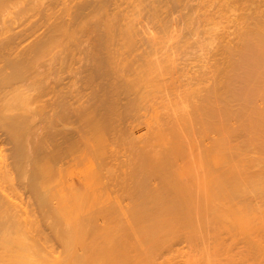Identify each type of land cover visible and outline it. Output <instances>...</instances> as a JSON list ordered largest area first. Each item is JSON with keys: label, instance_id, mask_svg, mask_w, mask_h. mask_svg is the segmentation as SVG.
I'll use <instances>...</instances> for the list:
<instances>
[{"label": "rangeland", "instance_id": "obj_1", "mask_svg": "<svg viewBox=\"0 0 264 264\" xmlns=\"http://www.w3.org/2000/svg\"><path fill=\"white\" fill-rule=\"evenodd\" d=\"M126 1L122 0L120 2V0H115L116 3L119 2L117 4L115 2H114L115 4L113 3V5H115V6L114 7L112 6V9H114L115 11L112 9H110L112 11H108V12H112L114 14L112 18H110L111 16L108 15V16H110L109 19L112 21L116 20L115 22L113 21L114 23L117 22V24H114L111 21L115 26L117 25L116 28H115V26L112 25V23L110 25V28H111L110 32L111 33H110V36L108 35L109 37H107V39H108V42H111V44L106 43L107 39L105 41H102V40H100L101 38L99 39L96 37L94 39V37L91 36L92 38H90V41L86 42L84 40L85 42L82 43L83 45H81V47L78 49V52L77 51L75 52L76 56L74 54H72L75 57V60H73L74 57L72 55L69 57V58L72 57V60H73L72 65H70V63L72 62L71 59H70V61L68 59V61H69L68 65L70 68L73 66H74V68H77L75 70L73 69L75 72H76V70L77 71L80 70L79 71L80 73L75 76L72 68L69 69L70 71H73V72L68 73L69 77H70V75H71V77H72V75H73V77H78V79L80 77V79H79L80 83L79 84L80 85L82 84L83 86L82 85L81 86L85 87V88H83V90L86 89L84 91L85 93H84V97H83L84 98L83 99V101H84L83 107H84L85 111H87V113L84 111L86 113V115L83 116L84 117V119H83V134H84V143H85V151H86L85 152L86 159L84 157L85 164L83 166V170H84V174H85L84 180H83V191H84L83 195L85 196L86 201H84L85 203L83 204L84 205L83 207H86V208L82 207V211H80L81 212L80 215L82 214V216H81L82 220L81 221L84 222V224H82L83 225L82 230H84V232H85L84 234L85 235L88 234V236L86 237L83 234V237H82L80 235L82 238V242L80 239L79 240H80V245L84 241L83 244H86L87 247L89 246L88 248L90 250L89 251L88 249L87 250L85 249V248H87V247H85L86 245L83 246V244H82L83 248L80 247V245L78 246L79 243L77 242L76 243L77 248H75L76 246L74 247L76 250H74V251L70 250V251L75 252L76 253L75 255H78V252H79V255L81 257H82V255H84L86 253H87L86 257H88V255L90 256L92 253H94V255L92 257H95V258H99L102 255L103 261L100 260V258H99V264H108V263L111 264V262H112V264H115L116 262H117V264H123L124 262H125L124 264H264V235H263L264 234V213H263L264 212V202L261 201V200H264L263 199L264 198V191H263L264 185L263 184L258 185V189L255 187L256 183L258 181H259L258 184L264 183V181H261V180H264V178H261V177H263L262 175L264 173V172H262V171H264V144H263L264 143V137H263L264 136V114L262 112L263 115H261V114H259L261 112H259L257 115V114H255L257 112L256 111V112H254V114H252V115L250 114L251 117L254 116V117H252L253 119L251 120V117H249V115H247V112L246 113L244 112V110H245L244 106L247 107L246 101H245V99H243L244 96L240 95L243 98L240 96H237L238 93H234V96H233V94H230V95L226 94L230 97L229 98L230 100L227 99L228 96L223 95V96H226L227 98L225 97L222 99L223 100L227 99L229 101V102H227L228 104L226 106H223L225 104L224 102H226V101H221L222 99H221V97H218L219 95H217V97L220 99H218V98L216 99V97H214V98L211 97L212 100L213 99L216 100L215 103H218L217 105H214L215 107L217 106L216 108H218L220 110V111H218V109H215L216 111H218V113L215 112V110L211 107L212 104H215V103H212L213 101L209 99L211 92H213L211 90H215L214 89L215 84H213L214 83L213 82V75H215L217 73H219L221 75L220 72L215 73V71L218 69L216 67L218 65L215 62L219 63L218 60H221V58H219L220 56H218V53L220 54V52H218L217 54L215 52L220 51L218 48H220V45L222 44V42H224V40L226 38H230V39L235 38V37H232L233 33L231 34L230 32H234V34H236L235 30H237V28L241 29L239 31H243L242 29H245L248 26L245 19L247 17L253 16L257 12L259 13V10H257L259 7H260L259 9L264 12V8H261L262 4H264V3H261L262 0H258V1L257 0H242V1L241 0H187V1L186 0H181V1L179 0V2L178 1L177 2L180 3V5H182V6L179 5V7H178V4L176 3L177 7L179 8V9H177V8H175L176 6L174 7L172 5L173 4L172 0H171L172 2H170L168 0L169 3L166 0H164L165 2H163L161 0L164 4L161 3L160 0H159V2H158V0H156V1H154V0H149V1L148 0H145V1L144 0H128L129 2H126ZM152 1H153V3H152ZM231 1H233V2H231ZM137 2H139V3H137ZM154 2H155V4H154ZM156 2H157V4H156ZM253 2L259 6H257L256 4L254 6ZM143 3L146 7L143 5ZM228 3H229V5H228ZM250 3H252L253 6H251ZM118 4H120V5L118 6ZM160 4H161V6H160ZM189 4H190V6H189ZM148 5H149V7H148ZM117 6L119 8V9L117 8L118 10L116 9ZM138 6L139 7L141 6L142 8L140 7L141 8L140 9ZM152 6H153V8H152ZM250 6L252 8L253 7L254 8L252 9ZM134 7L137 9L139 8V11L137 10V12L136 11L133 12L134 10H136ZM193 7L195 8V10ZM262 7H264V5ZM154 8H156V9H154ZM168 8L171 10H169ZM152 9H154V10H152ZM158 9H161V10H158ZM176 9H177V13H181V15L179 14L180 16L186 15L187 17L185 16V18H187V19L186 20L183 19L184 17L183 18L181 17L182 20L180 18H178L180 16H178V14L175 13ZM183 9H185L187 12ZM107 10H109L108 7H107ZM162 10H163V12H162ZM168 10H169V12H168ZM117 11H119V12H117ZM121 11H123L125 13H120ZM158 11H160V12H158ZM166 11H167V13L165 14L164 12H166ZM182 11L184 14L182 13ZM248 11H250V12L248 13ZM251 11H252V13H251ZM189 12L190 13L193 12L192 15ZM116 13H118V14H116ZM168 13H170V14H168ZM187 13H189V14H187ZM258 13L256 15H258ZM108 14H110V13H108ZM122 14H124V15L122 16ZM146 14H147V16H146ZM195 14L196 15L198 14V15L196 16ZM243 14H244V16H243ZM136 15H137V17H136ZM143 15L146 16L145 22L142 20V19H144ZM171 15H172V17H171ZM247 15H250V16H247ZM116 16H117V19H116ZM124 16H126V17H124ZM190 16L192 18H190ZM133 17H134V19H133ZM155 17H156V19H155ZM165 17H166V19H164ZM136 18H138V19H136ZM160 18H161V20H160ZM173 18H174V20H171ZM123 19H125L124 22H122ZM146 19H147V21H146ZM169 19L171 20L170 23H169V21H170ZM175 19H179V20H181V22H183V20L185 22L186 21L187 22L182 24V23H180V21L175 20ZM118 20H122L121 21L122 23ZM155 20H156L157 24H155ZM164 20H166V23ZM118 22H120L119 24H120V26L122 25L121 26L122 28L119 26ZM173 22H176V23H173ZM178 22H179V24H178ZM132 23L137 24L136 25L137 28H136L135 24H132ZM159 23H160V25H159ZM236 23H238L239 26L236 25ZM129 24L131 25L130 26L131 30L129 29ZM150 24H152V25H150ZM180 24H181V27L179 26ZM184 24H187L188 26L187 25L184 26ZM112 26L114 29L113 31H112ZM149 26L152 28L150 29ZM157 26H158V28H157ZM165 26H168V27L171 26V29H167L168 32H166L165 31L166 29L164 28ZM182 26H184V27H182ZM240 26H242L243 28H241ZM146 27H148V28H146ZM162 27H163V30L165 31V32L163 31V35L161 34L162 33V31H161ZM173 27H175L176 30ZM185 27H186V29H188L187 32L185 30ZM115 29H117V30L120 29V31L118 32ZM127 30L130 32H128ZM133 30H134V32H133ZM149 30H152V31L157 30V31H155V32L151 31V33H149L150 32ZM172 30H173V32H172ZM183 30H185V32H186L185 34H184ZM125 31H127L126 34L130 33V35H127V37H126L125 35L121 34V33L125 34L124 33ZM158 31L161 34L160 37H163V38L153 40V38H156V37L158 38V36H159ZM174 31H176V33ZM177 31L180 35L179 38L177 36L178 35ZM139 32H140V34H139ZM188 32H190V33L188 34ZM153 33H156V36H153V35H155ZM169 33H171V34L175 33V34L170 35ZM180 33L182 35L183 34L184 35L182 36ZM229 34H231V35H229ZM227 35H228V37H227ZM123 36L126 38H124ZM147 36L153 37V38L150 37V39H149L150 42L145 41L146 38H148ZM164 36L165 37L167 36V37L164 38ZM221 36L224 37V39H222ZM233 36H235V35H233ZM111 37H112V41H111ZM180 37L183 38L181 40L184 41V39H185V41L182 42L180 40ZM141 38H142V40H141ZM167 38H169V39H167ZM217 38H218V41H217ZM129 39H132V41ZM172 39H174V41ZM125 40H126V42H125ZM151 40L153 42H151ZM165 40H167V41L165 42ZM175 40H177V41H175ZM101 41L104 42L105 45L106 44L107 45L105 46L104 44H102ZM136 41H137V43H135ZM143 41H145V42H143ZM158 43H160V44H158ZM178 43L180 45H178ZM181 43H182V45H181ZM101 44L105 47H103ZM129 44H131V45L134 44L133 46H135V45L136 46L133 49L132 48L133 46H131V45L129 46ZM141 44H145V45H143V47H142ZM148 44L149 45L151 44L150 45L151 47ZM156 44H158L160 46H158ZM172 44H173L174 48L172 47ZM108 45L110 47L109 48L110 50L106 49V48H108ZM126 45L128 47H126ZM139 45H141V47H139ZM113 46H115V47H113ZM148 46H149V48H148ZM157 46H158V49H157ZM167 46L169 47L168 49H167ZM162 47H164V49ZM165 47H166V49H165ZM175 47L176 48L180 47L178 49L179 50L181 49V50L178 51V49L176 50ZM216 47H218V48H216ZM81 48H82V51H81ZM98 48H99V51H97ZM101 48L105 49L107 52H105V50L103 51ZM128 48H130V49H128ZM160 48H162L161 51L164 50L163 51V52H165L164 54L159 50ZM172 49H174L175 51ZM151 50H153L155 52H153ZM157 50H159V51L156 52ZM168 50H170V51H168ZM80 52H82V53H80ZM108 52H111L110 53L111 55ZM160 52H161V54L158 56L157 53H160ZM167 52H168V54H167ZM169 52H171L172 54ZM78 53H80V54H78ZM107 53L109 54V56L107 55ZM100 54L101 55L103 54V56H101ZM169 54H171V55L168 56ZM99 56L103 57V59L105 57L106 60L100 59V61H99ZM106 56H108L109 58H107ZM110 56H112V57H110ZM76 57L79 58V59L77 58L79 60V62L76 59ZM214 57H215V59H214ZM109 59L111 60V63H109L110 62ZM101 60H102V63H101ZM107 60L109 62H107ZM103 61H106V62L103 63ZM224 61L221 60L220 63H222ZM98 62H100V63H98ZM114 62H115V64H114ZM76 63L80 67L79 70H78L79 67L76 66ZM105 63L109 64V67H108V65H107V67L111 71H112V69H114V71L111 73L116 72L115 74H117V72H119V71H120V73L115 75V77L113 74L110 73L113 76V78H111L112 76H109V78H111V80H109V78L106 76L104 78V80L102 79L103 81H105L108 78V81H106L108 83L102 82L105 84L104 85V84L100 83L101 78L100 79H98V77L96 78V68L100 64L101 65L99 67L104 66ZM213 63H214V65H213ZM110 64H113V68H111L112 65L110 66ZM169 65H170V68H171V65L174 66L175 70H173L174 69L173 67L170 69ZM91 67H94V68H91ZM116 69H118V71H116ZM42 70H40V72H42ZM89 71H91L93 74L91 75V72L88 74ZM93 71H95V72H93ZM212 73H214V74H212ZM85 75H86V77H85ZM220 75H219V78H221ZM117 76H118V78H117ZM119 76H120V78L122 76V78H121L122 82H121V80H119L120 79ZM215 77L218 79L217 75H215ZM83 78L84 79L86 78V84L87 85L83 84L85 82V80ZM89 78H90V80H89ZM116 78H117V80H116ZM82 79L84 80L83 83H81L83 81ZM94 79H96V80L94 81ZM98 81H99V83H98ZM110 81H113V82L111 83ZM127 81L129 83H127ZM131 81H135V83H138L137 84L138 86L135 85V86H137V88L133 87L131 89V87L133 86V83H134V82L131 83ZM214 81L216 82V79ZM100 84L102 86L104 85V87H102ZM145 84H147V86L150 84V86L147 87V86H145ZM130 85H132V86L130 87ZM90 86H91V88H90ZM98 86L100 87L99 90L97 88ZM109 86H110V88H109ZM211 86H213V88ZM209 87L211 88V90L209 89ZM220 88H221V86H220ZM109 89H110V91H109ZM116 89H118V90L116 91ZM71 90H74L73 86H71ZM92 90L95 93H93ZM215 92L216 91H214V93ZM85 94L88 98L85 96ZM239 94H241V93H239ZM90 95H91V97H90ZM207 95L209 98L206 97ZM211 96H214V95L211 94ZM239 97L242 99H240ZM101 98H103V100L106 98L107 99L106 102L103 101L101 103V100H102ZM207 98L211 101L210 102L208 100V102L211 104H209L206 101ZM202 99L207 104L205 102H203ZM236 101H237V103H236ZM244 101H245V103H244ZM222 102H223V104H222ZM241 102H242V105L239 106V104H241ZM258 102L261 103V100L257 101V104H258V106H260V108L263 107V105L259 104ZM202 103H205V104H202ZM219 103H220V107H218ZM201 105H204V106H202L203 107L202 109H200ZM207 106L209 108H211L212 110L210 109L208 111ZM229 106H230V110H228ZM204 107L207 109H205ZM243 108H244V110H243ZM236 109L239 110V111H237L238 113H240V111L242 110L241 115L237 114ZM257 109H259V107ZM201 110H202V113L204 115L201 112H198ZM233 110H235V111H233ZM212 111H213V114H212ZM226 111H227V113H225ZM205 113H206L207 117H205L206 116ZM208 113H209V115H208ZM214 113H216L217 115H215ZM245 114H246V116H245ZM259 115H261V117ZM203 116L205 117V120H204ZM210 116H212V117H210ZM201 117H202V120H201ZM260 118L262 120H260ZM211 119H212V121H211ZM206 120L208 122H212L213 124L215 122L216 123L213 125L212 123L206 122ZM248 120H249V122H248ZM202 122L204 124H201ZM247 122H248V124H247ZM210 124L213 125L214 128ZM208 125H210V126H208ZM208 127H209V129H208ZM210 127H211V129H213L212 131H211ZM215 127H217V128L215 129ZM206 129H208L207 130L208 132L206 131ZM247 129H249V130H247ZM228 130H230V134L227 133ZM241 130H243V131H241ZM253 130H254V133H252ZM240 134H242V135H240ZM256 134L258 136H255ZM0 135H2L1 132H0ZM252 135L254 137H251ZM236 136H237V138H236ZM240 136H243V137H240ZM238 137H240V138H238ZM257 137H260V138L262 137L263 142L260 141L261 139H259V138L257 139ZM1 139H3V135L0 138V140ZM216 140H218L219 143H217L218 141L215 142ZM243 141H244L245 145H244ZM231 142H235V143H231ZM237 142L239 145L237 144ZM222 143L223 144L230 143V145L225 144V146H226L225 147ZM231 144H235V145H231ZM214 145L216 148H213ZM216 145H218V146H216ZM240 145L241 146L244 145V148L241 147ZM250 145H251V147H250ZM245 146H246V148H245ZM4 147H3V149H4ZM219 147L221 149H219ZM237 147H239V148H237ZM5 148L7 149L8 146L6 145ZM240 148H243V150ZM252 148H253V150L251 151L250 149H252ZM244 149H246V150H244ZM213 151H214V153H213ZM241 151H243V153H241ZM246 151H248V152L246 153ZM253 151H255V152H253ZM257 151H259V152H257ZM225 152L227 154H225ZM230 152L232 154H234L233 156L238 155V157L233 158V156L231 155ZM235 152H237V153H235ZM260 152H263V153H260ZM220 153H222L221 154L222 156L219 155ZM239 153L242 155L240 156ZM224 155L225 156L231 155L230 156L231 158L228 156V158H230L228 160V162L226 161L224 164L222 163L224 165V167L219 168L220 166H222V164H220V163L224 162L226 159V158H224ZM246 155H248L251 158H249V160H248L247 159L248 156H246ZM259 155H261V156H259ZM242 156H244L246 158H244ZM213 157L215 158V160ZM258 157L261 159H259ZM221 158L223 160H221ZM256 158H258V159H256ZM88 159L94 160V162L92 161V163L94 165L92 168H89V165H90L89 163L91 160L89 161ZM235 159H236V162H238V163H236V165H232V164H235V162H234ZM237 159H239V160L241 159L240 161H242V159H243V162H242L243 164L241 163L242 164L241 165L240 161ZM244 159H245V161H244ZM252 159H254L256 162L254 160L251 161ZM262 159H263V161H262ZM230 160H232V161L229 162ZM189 161L191 162L190 164H189ZM247 161L252 162L253 165H252V163L250 165V163ZM192 163H195V164L193 165ZM217 163L220 165H218ZM228 163H229V165H228ZM248 163H249V166H248ZM254 163H256V164H254ZM214 164H215V166H214ZM238 164H240V167L245 166V168L240 169V167H237ZM246 164L248 166V170H245V169H247ZM189 165H190V167H189ZM225 165H228V166L225 167ZM191 166L194 168H192ZM235 166L237 168L236 170H235ZM262 166H263V168H262ZM213 167L215 168V170ZM232 167H233V170H235V172L231 171ZM260 167L262 168V170ZM218 168H219V170H218ZM226 168H228V170L233 173V176L237 175L238 172H240L239 170H241V173H239L236 176V178L241 176V175L243 177L241 176V179L237 178L236 181H240L239 184L243 187V189H244V187L246 188V190L245 189L244 190H245V192H247V194L243 195L245 197V201L242 200V198H244V197H240L239 198L240 200L238 199V197H235V198H237L238 201L235 200V202L233 201V203H230L233 199L232 200L229 199L230 201L228 200L227 196L229 197V196H231V194H233V192H235L234 190L232 191V189L235 186L237 187L238 183H236V181H235V185L232 184V182H234L233 179L235 177L233 179H231L232 176L229 177V175H228L229 172L228 171L225 172ZM191 169H192V171H191ZM193 169L194 170L196 169V171H194ZM220 169H222V170H220ZM168 170H169L168 175H170V177H173L174 173L177 174V175L175 174V176H177V177H173V178L169 179V181L172 185H168L166 183L168 181V177H166V181H163V176L165 174L167 175ZM199 170H201V172H199ZM213 170H214V173L218 176L220 174L224 175L223 172H225V174L228 173V174H226L227 177L226 176H225V178L223 177V180L229 177V179H231V181H232V182H230L228 179L226 180L227 186H225L226 187L225 190L227 192L224 191V189H223V191L221 190L219 193L216 191L218 194L222 193V195H220L221 197L223 196V193L225 195H226V193L229 195L223 196L221 199H216L218 201L220 200V202L215 200L217 203H215V204L212 203V206L213 205H215V207L217 206L215 210L221 209L220 211H215V213H216V215L218 214L217 216L218 217L220 216V218L222 216L223 220L220 218H217L216 215H215V218H213V214H215L214 212L212 214V217H210L209 220L206 222L207 224L203 223V222L206 221L209 216L207 217V219L202 220V223H200V225L205 224L204 226H206V228L208 227V225L210 226V224H208V223H212V222L213 223L210 227L211 232H210V230H207L205 227L204 228L202 227V230H200L202 233V236H203V232L206 233L207 235L205 234V238L203 239V237H202L201 241H199L200 239L197 236L195 238L196 241L195 240L193 241L189 237V236H192L191 234L189 235L188 233H185L186 231H183V232L178 231L177 234H175L174 236L172 235L174 239L172 237L170 238L171 235H169V239H168L167 244H166V239H165V242H164L165 245H163V243H162L163 246L159 245L160 249H159L158 244H160L161 241H159V243L157 245L155 244L157 247L154 246V244H153L154 247L152 245L150 247L145 245V242H143V240L145 241L144 237H145V234L147 233L146 229H148V226L145 229V226H144L145 224L142 221V219H140V218H143V216H145V215L142 214L143 216L141 215V217L138 218L139 215H137V212L142 211V207H143L142 204H143V201L145 203V200H146L145 198L148 197L147 199L150 200L149 193L150 194H154V193L156 194L157 192L158 193L162 192L161 194L165 195V193H166L169 195V191H171L170 187L171 186L173 187V185L175 184L176 181H177V183H179V185L181 184V186H183L184 184L187 185L186 183L189 184V180H190V182H191V180H194L193 177L195 178L194 182L197 179H199V180L201 179V181H202V179L211 181V176H213ZM216 170H217V173L215 172ZM193 171L197 174V176H200V177L196 178L195 173H194L195 176L192 175ZM203 171L206 173H204ZM218 171H220L221 173ZM236 171H237V173H236ZM189 172H190V175H189ZM207 172H209L208 173L209 176L207 175ZM243 172L245 174V177H244ZM254 172H257V173H254ZM185 173L186 174L188 173L187 175L189 176V178H188V176H185ZM202 173H204V174H202ZM218 173H220V174H218ZM232 173H230V175H232ZM249 173H251V174H249ZM200 174H202L203 176ZM215 174H214V176L216 178ZM255 174L256 175L259 174V175H257V178H259V180L256 178ZM247 175H248V178H247ZM250 175L253 176L252 178L254 179V181ZM214 176L212 177V181H214L213 180ZM258 176H260V177H258ZM183 177L184 178L186 177L189 180L185 179V181H182V179L184 180ZM201 177H203V178H201ZM142 178L146 179V180L144 181ZM243 178L244 179L247 178V180L251 179L249 181L251 186L249 184L246 185L247 180L245 181ZM171 179L173 180L172 181L173 183L171 182ZM174 179H176V180H174ZM219 179H220V177H219ZM138 180H140V181H138ZM141 180L145 183L141 182ZM164 180H165V176H164ZM178 180L182 183L184 182L183 185H182V183L178 182ZM241 180H244V182H245L244 185H243V182L241 184ZM255 180H256V182H255ZM6 181H4V183ZM201 181L197 180V183L201 182ZM209 181H207V182H209ZM251 181L255 182L254 187L256 188V190L258 192L253 191L255 188L252 187L253 182L251 183ZM230 183L233 186L229 188L228 184H230ZM8 184H5V186L7 185L9 188L10 186ZM144 184H145V187L147 186L144 189H146L150 192H148L146 190L144 192H141V189L144 187ZM247 186H249L250 189H252V190H249L248 189L249 187H247ZM6 187H5V189H6ZM238 187H237L236 192H238V190H239ZM242 187H240V189ZM130 188H132V189H130ZM136 188L140 189V192L138 190L134 191V190H136ZM262 188H263V190H262ZM144 189H142V191ZM243 189H242V191H243ZM9 190H10V192H12L9 194L12 195L13 191L11 189H8L6 191V193H8ZM230 191H232L231 194H230ZM250 191H252V192H250ZM260 191H261V193H260ZM21 192H23V191H21ZM245 192H241V193L244 194ZM135 193H137V194H135ZM140 193H144L145 197H144V195H142ZM250 193H252V195L250 197L246 198V196L250 195ZM15 194H17V193L15 192ZM15 194H13L14 195L13 198L16 197ZM238 194H239V192H238ZM25 195L26 194L23 193V195L21 197L17 196L14 200L15 203L18 202V204L19 203L22 204V201L24 199L27 200ZM136 195H138V197H140V199H138V197ZM233 195L231 197L234 198ZM240 195H242V194H240ZM257 195L259 196L260 199L257 198L258 197ZM142 196H143V199L141 200ZM164 197L166 198V196H164ZM170 197H169V199H170ZM254 197H255V199L257 198L259 200V202H258L259 205L257 204L258 200L253 199ZM223 198L225 200H222ZM249 198L250 199L252 198V199L250 200ZM20 199H21V202H19ZM149 200H146V202L147 201L149 202ZM164 200L167 201L168 197H167V200L166 199H164ZM226 200H228V201H226ZM241 200L243 201V204H242ZM140 201L142 202V204ZM25 202H27V201H25ZM167 202H169V201H167ZM247 202H249V203L247 204ZM219 203H220V205L223 206L224 209L222 208V206L219 205ZM235 203H238V204L236 205ZM239 203H241V204H239ZM148 204H150V206H151V200H150V203H148ZM166 204H168V203H166ZM245 204H246V206H245ZM250 204H251V206H250ZM219 206L221 208H219ZM252 206H254L255 208ZM110 208L112 210H109ZM228 208H230V209L232 208V211H230V209H228ZM233 208H235V209H233ZM242 208H244V209H242ZM247 209H250V210H247ZM144 210H145V208H144ZM242 210L245 213H242ZM108 211H110V212H108ZM112 211L113 212L117 211V212L113 213ZM222 211H224V212L227 211V212L224 213ZM249 211H250V213H249ZM82 212H84V213H82ZM86 212H87V214H86ZM111 213H112V215H111ZM223 213H224V215H223ZM238 213H240L239 216H238ZM84 214H86L85 217H83ZM107 214L111 215L113 218L111 216L108 217ZM117 214H118V216H117ZM80 215H79V218H80ZM91 215H92L91 220H93V222L88 221V219L86 218V216H88V218L89 217L91 218ZM229 216H231L232 218L230 217V219H229L228 218ZM90 218H89V220H90ZM109 218H111V219H109ZM224 218H225V221H224ZM139 219L143 223V224H141V225H143L142 231H141V229H142L141 225L137 224V223H141ZM84 220H86V221H84ZM112 220H114V221H112ZM219 221H221V222H219ZM237 221L240 222V225ZM110 222L112 225L110 224ZM217 222H219V223L217 224ZM256 222H257V224H258V222H260L258 224L259 226L257 224H254ZM85 223L88 225H86ZM116 223H118V224L121 223V225L120 224L117 225ZM252 223L254 224V226ZM89 224L91 225V227ZM237 224H238V226H237ZM82 225H80V226H82ZM118 226H120V227H118ZM235 226H236V228H235ZM246 226H248V227H246ZM45 227L41 228V233L40 232L37 233L35 231H33V233L29 232V234L32 233L34 236L33 237L31 234L30 237L36 238L37 243L36 242L35 243H36L37 247H39L38 250L35 249L36 250L35 252H38V255H36V257L38 256L39 258H43L39 255L45 256V254H46L45 251L47 249H48L47 252L48 253L50 252L49 254L51 256H53L56 253L54 255V257H56V256L61 257L60 255H58L59 253L57 254V252L62 251V248H58L62 242L60 240H59V242H57L56 240H58L57 239L58 237H53V236H55V233H56L55 230H54V233L52 232V236H51V234H50L51 231L48 228L46 229ZM84 227H85V229L87 227V228L92 229V230L90 231L88 229V231H87V229L86 230L83 229ZM135 227H138V229ZM139 227H141V228H139ZM213 227H214V229H213ZM233 227L235 228V230ZM109 228H110V230H109ZM111 228H112V231H111ZM114 228H116V229H114ZM210 228L208 227V229H210ZM230 228L232 230H234V232ZM203 229L204 230L206 229L207 232L203 231ZM225 229H226V231H225ZM228 229H230V230H228ZM79 230H80V228H79ZM93 230L95 232H93ZM221 230H223V232ZM143 231L145 233H143ZM42 232H43V234H42ZM96 232H98V233H96ZM100 232H102V233L100 234ZM179 232L181 235L179 234ZM217 232H218V234H216ZM245 232H246V234H245ZM92 233L94 235H92ZM126 233H128L127 234L128 237H127ZM226 233H228V234H226ZM232 233L233 234L236 233V234L233 235ZM38 234H39V236H38ZM104 234H106L107 236L105 235L106 236L105 237ZM114 234H116V235H114ZM216 235H218V236H216ZM230 235H233V236L231 237ZM102 236L104 238H101ZM117 236L120 238L124 237V239H126V238H129V239H126L125 241H123V239H120V238L118 239ZM49 237H51V238H49ZM167 237H168V235H167ZM188 237H189V239H188ZM44 238H45V240H43ZM78 238H80V237H78ZM83 238H85V240L88 238L87 242ZM206 238L208 239V241ZM46 239H48V240L46 241ZM49 239L51 242L49 241ZM117 239L120 242H118V241L116 242L115 240H117ZM140 239H142V240H140ZM127 240L129 241V242H127L129 246L126 244ZM113 241H114V243H117V244L115 245L113 243ZM122 241L124 242V244ZM139 241H140V243H139ZM169 241H170V244H169ZM202 241H205L207 243L204 242V244H201ZM252 241H254V244ZM31 242H33V241H31ZM47 242H49V243L53 242V243L48 244ZM58 243H60V244H58ZM110 243L115 245V250H114V247H113V249H110V250L107 248L111 245ZM143 243H144V245H142V247L143 246H145V247L142 248L140 244H143ZM228 243H229V246H228ZM205 244H208L209 246L205 245ZM27 245H29V243ZM51 245L53 247L52 250H54L55 252H51ZM103 245L104 246L108 245V246L104 247ZM118 245L120 247H118ZM29 246H27V247H29ZM111 246H113V245H111ZM111 246H110V248H112ZM166 246H168V247H166ZM32 247L36 248V246H33V245H32ZM48 247H50V249ZM146 247L148 249L147 250L148 253H146ZM203 247L206 250L201 249ZM207 248H210V249L208 250ZM219 248H220V250H219ZM41 249H43L42 251H44L45 254L42 253ZM107 249L110 251L111 255L107 253V251H108ZM64 250H65V248H64ZM82 250H83V252H82ZM101 250L102 251L104 250V251L101 253ZM111 250L113 251L114 254L112 253ZM120 250L123 251L124 253L127 250V253H125V254L120 253L121 252ZM206 251H207V253L208 252L209 253L206 254ZM259 251H260V253H259ZM39 252H41V253H39ZM116 252H117V254H116ZM31 253H34V252H31ZM65 253H66V251H65ZM104 253L106 254V256L105 255L103 256ZM66 254L64 256H66ZM99 254H101V255H99ZM1 255H2V253L0 254V257H1ZM112 255L113 256L116 255V257L115 256L113 257ZM135 255H137V256H135ZM215 255H217V256H215ZM2 256L4 257V255H2ZM84 256H83V258H84ZM237 256L238 257L240 256V257L238 258ZM115 258H118V259L115 260ZM119 258H121V259L119 260ZM242 258H244V259H242ZM106 259H108V260L106 261ZM127 259H129L128 263L125 261ZM0 260H6V258H4V259L1 258ZM113 260H115L114 263H113Z\"/></svg>", "mask_w": 264, "mask_h": 264}, {"label": "bare ground", "instance_id": "obj_2", "mask_svg": "<svg viewBox=\"0 0 264 264\" xmlns=\"http://www.w3.org/2000/svg\"><path fill=\"white\" fill-rule=\"evenodd\" d=\"M122 0H120L121 2ZM126 1V0H125ZM145 1V0H144ZM149 1V0H148ZM147 1V2H148ZM156 1V0H154ZM161 1V0H160ZM163 2H165L164 0H162ZM161 1V3H163ZM168 2V0H166ZM170 2L173 1V6L177 9H179V5L180 3L179 0H169ZM178 1V2H177ZM181 1V0H180ZM187 1V0H186ZM242 1V0H241ZM240 1V2H241ZM258 1V0H257ZM256 1V2H257ZM115 2V0H0V132L3 135V139L0 140V254L2 253V255H4V257L1 255V258H6V260H0V264H99V258L100 260H102V255L99 258H95L92 257L94 255V253H92L90 256L88 255V257H86L87 253L82 255V257L79 255H75V252H71L72 250H76L75 248H77L76 243L78 242V246L80 245V240L82 242V238L83 234L85 233L84 230H82V227L84 224V222H82L81 220V216L80 215V211H82V207L84 206L83 204L85 203V196L83 195L84 191H83V180H84V170H83V166L85 164V159H86V155H85V143H84V134H83V119L87 113V111H85L84 107H83V97H84V91L83 88L79 83H80V77L78 79V77H69L68 73L73 72L75 69L77 68H72L73 71H70L69 69H71L69 67V61L71 59V63L70 65H72L73 60H75V57L72 54H76L75 52H78V49L81 47V45H83V42H87L90 41V38L94 37V39L97 38H101L100 40L105 41L107 39V37L110 36V25L111 23L116 20H110V18L113 17V13L112 12H108V11H112L114 9H112V6L114 7L115 5H113V3ZM126 2H129L128 0ZM131 2V1H130ZM136 2V1H135ZM159 2V0H158ZM184 2V1H183ZM190 2V1H189ZM233 2V1H231ZM236 2V1H235ZM239 2V3H240ZM249 2V1H248ZM251 2V1H250ZM112 3V4H111ZM116 3V2H115ZM114 3V4H115ZM119 3V2H117ZM116 3V4H117ZM133 3V2H132ZM139 3V2H137ZM149 3V2H148ZM153 3V1H152ZM169 3V2H168ZM178 7H177V4ZM185 3V2H184ZM230 3V2H229ZM228 3V5H229ZM243 3V2H242ZM261 3H264V1L262 0ZM260 3V4H261ZM110 4V5H109ZM122 4V3H121ZM130 4V3H129ZM135 4V3H134ZM146 4V3H145ZM150 4V3H149ZM155 4V2H154ZM157 4V2H156ZM164 4V3H163ZM175 4V5H174ZM187 4V3H186ZM236 4V3H235ZM251 6H255L256 3L253 2L250 3ZM120 4H118L119 6ZM136 5V4H135ZM142 5V4H141ZM144 5V3H143ZM184 5V4H183ZM257 5V4H256ZM264 4H262L263 6ZM118 6L116 7V9L118 8ZM131 6V5H130ZM145 6V5H144ZM161 6V4H160ZM159 6V7H160ZM169 6V5H168ZM182 6V5H180ZM190 6V4H189ZM188 6V7H189ZM250 6V7H251ZM259 6V5H257ZM261 6V5H260ZM261 8H264L262 7ZM107 7L109 10H107ZM133 7V6H132ZM139 7V6H138ZM141 7V6H140ZM139 7V8H140ZM146 7V6H145ZM149 7V5H148ZM172 7V6H171ZM173 7V8H174ZM187 7V6H186ZM192 7V6H191ZM196 7V6H195ZM198 7V6H197ZM135 8V7H134ZM139 8H135L136 10H134L133 12H137V10L139 11ZM142 8V7H141ZM140 8V9H141ZM153 8V6H152ZM183 8V7H182ZM194 8V7H193ZM249 8V7H248ZM252 8V7H251ZM250 8V9H251ZM254 8V7H253ZM252 8V9H253ZM256 8V7H255ZM260 8V7H259ZM258 15L256 14H252L253 16L251 17H247L245 19L246 23L248 24V26L245 29H242L243 31H239L241 29H238L236 31V34H234V32H230L232 34V37L235 38H226L224 40V42H222V44L220 45V48H218L219 44L217 45L220 51L215 52L216 54L218 52H220V54L218 53V56H220L219 58H221L222 63H220L221 60H218L217 63L215 62L218 66H216L217 70L216 72H220L221 75L219 73L215 74L217 75L218 79L215 77V75H213V84L214 85V89L215 90H211V88L209 87V89L213 92H211V94H213L214 96H211L210 94V98L208 97V95L206 97H208L210 100L211 97H216V99L218 97L225 98L226 94H233L234 93H241V94H237V96H244V98L242 96L243 99H245L247 107H245L244 112H247V115L250 116V114H254V112H256L255 114L258 115L264 114V12L261 11L260 9ZM112 9V10H110ZM119 9V8H118ZM117 9V10H118ZM121 9V8H120ZM156 9V8H154ZM152 9V10H154ZM163 9V8H162ZM166 9V8H165ZM164 9V10H165ZM169 9V8H168ZM177 9L175 10V13L178 14V16L181 15V13H177ZM189 9V8H188ZM200 9V8H199ZM133 10V9H132ZM161 10V9H158ZM171 10V9H169ZM168 10V12H169ZM185 10V9H183ZM190 10V9H189ZM193 10V9H192ZM195 10V8H194ZM193 10V11H194ZM263 10V9H262ZM115 11V10H114ZM120 11V10H119ZM117 11V12H119ZM125 11V10H124ZM146 11V10H145ZM151 11V10H150ZM181 11V10H180ZM186 11V10H185ZM198 11V10H197ZM196 11V12H197ZM261 11V12H260ZM160 12V11H158ZM163 12V10H162ZM187 12V11H186ZM185 12V13H186ZM191 12V11H190ZM189 12V13H190ZM199 12V11H198ZM250 11H248L249 13ZM110 13V14H108ZM120 13H125L123 11H121ZM165 14L167 13L164 12ZM183 13V11H182ZM187 13V14H189ZM193 13V12H192ZM192 13H190L192 15ZM247 13V12H246ZM245 13V14H246ZM252 13V11H251ZM118 14V13H116ZM138 14V13H137ZM141 14V13H140ZM157 14V13H156ZM160 14V13H159ZM170 14V13H168ZM175 14V15H176ZM180 14V15H179ZM184 14V13H183ZM110 15V16H108ZM124 14H122L123 16ZM139 15V14H138ZM150 15V14H149ZM153 15V14H152ZM164 15V14H163ZM174 15V16H175ZM196 15V14H195ZM198 15V14H197ZM196 15V16H197ZM144 19H142L145 22V18L147 16L143 15ZM159 16V15H158ZM186 15H182L178 18L181 19V17L183 19H187L185 18ZM189 16V15H188ZM244 16V14H243ZM250 16V15H247ZM119 17V16H118ZM126 17V16H124ZM137 17V15H136ZM164 17V16H163ZM167 17V16H166ZM166 17L164 19H166ZM172 17V15H171ZM187 17V16H186ZM201 17V16H200ZM107 18V19H106ZM120 18V17H119ZM151 18V17H150ZM153 18V17H152ZM162 18V17H161ZM160 18V20H161ZM190 18H192L190 16ZM117 19V16H116ZM134 19V17H133ZM138 19V18H136ZM140 19V18H139ZM148 19V18H147ZM146 19V21H147ZM156 19V17H155ZM168 19V18H167ZM125 19L122 20H118V21H122L124 22ZM149 20V19H148ZM170 20V19H169ZM171 20H174L171 19ZM171 20L169 21V23L171 22ZM180 21V23H186L184 20L183 22H181V20L179 19H175ZM112 21V22H111ZM151 21V20H150ZM166 23V20H164ZM113 22V23H114ZM118 22V24L120 23ZM121 22V23H122ZM141 22V21H140ZM152 22V21H151ZM158 22V21H157ZM162 22V21H161ZM191 22V21H190ZM112 25L115 26L114 23ZM164 23V24H165ZM176 23V22H173ZM135 24V23H132ZM155 24L156 20H155ZM179 24V22H178ZM137 24H135L136 26ZM152 25V24H150ZM160 25V23H159ZM167 25V24H166ZM169 25V24H168ZM187 24H184V26ZM236 25H238V23H236ZM112 26V31L114 30ZM117 26V25H116ZM115 26V28H116ZM120 26V24H119ZM122 26V25H121ZM120 26V27H121ZM130 24H129V29L130 28ZM133 26V25H132ZM141 26V25H140ZM139 26V27H140ZM181 27V24L179 25ZM178 26V27H179ZM182 26V27H184ZM188 26V25H187ZM186 26V27H187ZM239 26V25H238ZM150 27V26H149ZM167 27V28H166ZM176 27V26H175ZM173 27L175 30L176 28ZM185 30L187 32L188 29ZM234 27V26H233ZM241 28H243L242 26H240ZM122 28V27H121ZM134 28V27H133ZM137 28V26H136ZM148 28V27H146ZM152 27H150L151 29ZM158 28V26H157ZM156 28V29H157ZM167 31V29H171V26H165L164 27ZM172 28V29H173ZM188 28V27H187ZM235 28V29H236ZM161 29V28H160ZM233 29V28H232ZM117 30V29H115ZM138 30V29H137ZM143 30V29H142ZM141 30V31H142ZM146 30V29H145ZM153 30V29H152ZM152 30H149L151 33ZM159 30V29H158ZM185 30H183L184 34L186 33ZM234 30V29H233ZM118 32L120 31L117 30ZM123 31V30H122ZM128 31V30H127ZM125 31L123 33H121L122 35H125L127 37ZM157 31V30H155ZM152 31V32H155ZM162 35H163V27H162ZM160 31V32H161ZM164 31V32H165ZM182 31V30H181ZM232 31V30H231ZM239 31V32H238ZM130 32V31H128ZM134 32V30H133ZM137 32V31H136ZM173 32V30H172ZM176 33V31H174ZM115 33V32H114ZM157 33V32H156ZM156 33H153L156 36ZM159 33V31H158ZM175 33H172L173 35ZM178 33V31H177ZM190 32H188L189 34ZM133 34V33H132ZM140 34V32H139ZM146 34V33H145ZM148 34V33H147ZM160 33L157 35L158 38H153L152 36H150L151 38L154 39H161L163 37H160L161 35ZM165 34V33H164ZM170 35H172L171 33H169ZM181 34V33H180ZM183 34V35H184ZM187 34V35H188ZM228 34V33H227ZM229 34V35H231ZM109 35V36H108ZM118 35V34H117ZM120 35V34H119ZM150 35V34H149ZM148 35V36H149ZM166 35V34H165ZM168 35V34H167ZM182 35V34H181ZM182 35V36H183ZM219 35V34H218ZM223 35V34H222ZM235 35V36H233ZM92 36V37H91ZM121 36V35H120ZM136 36V35H135ZM139 36V35H138ZM141 36V35H140ZM147 36V37H148ZM178 38H179V33H178ZM176 36V37H177ZM124 37V36H123ZM124 37V38H126ZM130 37V36H129ZM150 37L146 38V42H150ZM167 37V36H166ZM164 36V38H166ZM174 37V36H173ZM187 37V36H186ZM218 37V36H217ZM222 37V36H221ZM228 37V35H227ZM230 37V36H229ZM132 38V37H131ZM143 38V37H142ZM141 38V40H142ZM220 38V37H219ZM98 39V40H99ZM145 39V38H144ZM148 39V40H147ZM169 39V38H167ZM183 39L180 37V40ZM222 39H224V37H222ZM228 39V40H227ZM85 40V41H84ZM132 41V39H129ZM128 40V41H129ZM155 40V41H156ZM174 41V39H172ZM179 40V39H178ZM187 40V39H186ZM101 41V42H102ZM110 41V40H109ZM111 41H112V37H111ZM127 41V42H128ZM139 41V40H138ZM143 41V42H145ZM160 41V40H159ZM162 41V40H161ZM164 41V40H163ZM167 40H165L166 42ZM177 41V40H175ZM182 42L184 41L181 40ZM218 41V38H217ZM220 41V40H219ZM126 42V40H125ZM140 42V41H139ZM151 42H153L151 40ZM158 42V41H157ZM169 42V41H168ZM179 42V41H178ZM111 44V42H107ZM137 43V41L135 42ZM162 43V42H161ZM177 43V42H176ZM186 43V42H185ZM102 44H104V42H102ZM101 44V45H102ZM126 44V43H125ZM160 44V43H158ZM156 44V45H158ZM105 45V44H104ZM107 45V44H106ZM105 45V46H106ZM115 45V44H114ZM131 44H129L130 46ZM134 44H132L131 46H133ZM142 47L145 44H141ZM141 45H139V47H141ZM149 45V44H148ZM151 45V44H150ZM149 45V46H150ZM164 45V44H163ZM167 45V44H166ZM178 45H180L178 43ZM182 45V43H181ZM184 45V44H183ZM186 45V44H185ZM103 46V45H102ZM101 46V47H102ZM103 46V47H105ZM136 46V45H135ZM133 46L132 48L134 49ZM148 46V48H149ZM155 46V45H154ZM160 46V45H158ZM157 46V49H158ZM162 46V45H161ZM175 46V45H174ZM177 46V45H176ZM83 47V46H82ZM115 47V46H113ZM126 47H128L126 45ZM151 47V46H150ZM156 47V46H155ZM173 47V44H172ZM109 45L108 48H106L107 50L109 49ZM125 48V47H124ZM131 48V49H132ZM137 48V47H136ZM164 49V47H162ZM160 48L159 50L161 51ZM169 47L167 46V49ZM174 48V47H173ZM176 48V47H175ZM180 48L177 47L176 50ZM182 48V47H181ZM215 48V49H216ZM102 49V48H101ZM130 49V48H128ZM140 49V48H139ZM166 49V47H165ZM95 50V49H94ZM103 51L105 49H102ZM155 50V49H154ZM159 50H157L156 52H158ZM171 50V49H170ZM168 50V51H170ZM174 50V49H172ZM181 50V49H180ZM178 49V51H180ZM80 51V50H79ZM82 51V48H81ZM99 51V48L98 50ZM101 51V50H100ZM153 51V50H151ZM164 51V50H163ZM161 51L163 54L165 52ZM175 51V50H174ZM105 52H107L105 50ZM155 52V51H153ZM157 53L158 56L161 54ZM177 52V51H176ZM82 53V52H80ZM78 53V54H80ZM100 53V52H99ZM98 53V54H99ZM102 53V52H101ZM109 54L111 52H108ZM107 53V55L109 56V54ZM171 53V52H169ZM162 54V55H163ZM168 54V52H167ZM166 54V55H167ZM172 54V53H171ZM171 54H169L168 56H170ZM73 56V60L72 57L69 58L70 56ZM101 55V54H100ZM111 55V54H110ZM155 55V54H154ZM76 56V55H75ZM103 56V54L101 55ZM99 56V61L100 59H103V57ZM108 56H106L107 58H109ZM165 56V55H164ZM217 56V55H216ZM80 57V56H79ZM112 57V56H110ZM163 57V56H162ZM167 57V56H166ZM78 57H76L77 59ZM164 58V57H163ZM69 59V61H68ZM79 59V58H78ZM77 59V60H78ZM104 59L106 60V58L104 57ZM103 59V60H104ZM166 59V58H165ZM169 59V58H168ZM215 59V57H214ZM217 59V58H216ZM110 60V59H109ZM113 60V59H112ZM115 60V59H114ZM167 61V60H166ZM214 61V60H213ZM79 62V60H78ZM106 61H103V63ZM107 62H109L107 60ZM100 63V62H98ZM102 63V60H101ZM111 63V60L110 62ZM120 63V62H119ZM115 64V62H114ZM223 64V65H222ZM74 65V64H73ZM96 65V64H95ZM101 65V64H100ZM99 65V66H100ZM104 65V64H103ZM109 67L108 63H105L104 66L102 67H97L96 68V78L98 77V79H100V83L104 82V83H108L106 81H108L109 76H112L111 74L117 75L119 72H117V74L111 73L114 71V69H112V71L107 67ZM112 65L111 68H113V64H110V66ZM121 65V64H120ZM214 65V63H213ZM76 66L77 63H76ZM79 67V66H78ZM96 67V66H95ZM117 67V66H116ZM121 67V66H120ZM174 68V66L171 65V68ZM221 69H220V68ZM94 68V67H91ZM170 68V65H169ZM170 68V69H171ZM214 68V67H213ZM43 69V70H42ZM80 69V67L78 68V70ZM121 69V68H120ZM124 69V68H123ZM40 70H42V72H40ZM90 70V69H89ZM126 70V69H125ZM175 70V68L173 69ZM214 70V69H213ZM80 71V70H79ZM76 70V72L74 71V75H78L80 72ZM116 71H118V69H116ZM127 71V70H126ZM170 71V70H169ZM91 71L88 72V74ZM95 72V71H93ZM124 72V71H123ZM72 73V74H73ZM111 73V74H110ZM122 73V72H121ZM125 73V72H124ZM93 73L91 72V75ZM214 74V73H212ZM90 75V76H91ZM95 75V74H94ZM125 75V74H124ZM219 75L221 78H219ZM108 77L107 80L103 81L105 77ZM86 77V75H85ZM92 77V76H91ZM128 77V76H127ZM215 77V78H214ZM113 78V76L111 77ZM111 78H109V80H111ZM118 78V76H117ZM116 78V80H117ZM120 78V76H119ZM122 78V76H121ZM121 78L119 80H121ZM84 79V78H83ZM82 79V80H83ZM93 79V78H92ZM103 79V80H102ZM126 79V78H125ZM216 79V82L214 81ZM73 80V81H72ZM85 80V82H84ZM81 83L86 84V78L84 79ZM90 80V78H89ZM96 79H94L95 81ZM113 80V79H112ZM93 81V80H92ZM129 81V80H128ZM127 81V83H129ZM111 83L113 81H110ZM122 82V80H121ZM126 82V81H125ZM133 83V86L130 85L131 89L133 87L137 88V84L135 83V81H131V83ZM94 83V82H93ZM99 83V81H98ZM97 83V84H98ZM102 83V84H104ZM95 84V83H94ZM93 84V85H94ZM217 84V85H216ZM221 84V85H220ZM87 85V84H86ZM85 85V86H86ZM92 85V86H93ZM99 85V84H98ZM101 85V84H100ZM105 85V84H104ZM104 85L102 87H104ZM109 85V84H108ZM137 85V86H135ZM71 86L74 87V90H71ZM96 86V85H95ZM128 86V85H127ZM145 86H147V84H145ZM150 86V84L148 85ZM147 86V87H148ZM221 86V88H220ZM129 87V86H128ZM213 88V86H211ZM88 88V87H87ZM91 88V86H90ZM96 88V87H95ZM94 88V89H95ZM99 90V86L97 87ZM110 88V86H109ZM113 88V87H112ZM145 88V87H144ZM150 88V87H149ZM102 89V88H101ZM135 89V88H134ZM133 89V90H134ZM147 89V88H146ZM208 89V90H209ZM96 90V89H95ZM97 90V91H98ZM115 90V89H114ZM118 89H116L117 91ZM110 91V89H109ZM214 91H216L214 93ZM220 91V92H219ZM90 92V91H89ZM93 92V90H92ZM91 92V93H92ZM99 92V91H98ZM95 93V92H93ZM101 93V92H100ZM104 93V92H103ZM102 93V94H103ZM113 93V92H112ZM87 94V93H86ZM85 94V96H86ZM101 94V95H102ZM216 94V95H215ZM95 95V94H94ZM112 95V94H111ZM217 95H219L217 97ZM221 95V96H220ZM226 95V96H223ZM236 95V94H235ZM93 96V95H92ZM87 97V96H86ZM91 97V95H90ZM106 97V96H105ZM108 97V96H107ZM232 97V96H231ZM236 97V96H235ZM239 97V98H240ZM88 98V97H87ZM205 98V97H204ZM207 98V102L208 99ZM227 98V97H226ZM230 97L228 96V100ZM240 98V99H242ZM101 103L103 101L106 102V98L103 100V98H101ZM206 99V98H205ZM220 99V98H218ZM221 100V101H226L224 102L225 104L223 106H226L229 102L228 100ZM234 99V98H233ZM238 99V98H237ZM203 100V99H202ZM201 100V101H202ZM209 100V101H210ZM213 99L212 103H215L216 100ZM261 100V103L258 102L259 104L263 105V107L260 108V106H258L257 101ZM83 101V102H82ZM100 101V100H99ZM241 101V100H240ZM244 101V103H245ZM203 102H205L203 100ZM211 102V101H210ZM220 102V101H219ZM239 102V101H238ZM100 103V102H99ZM206 103V102H205ZM202 103V104H205ZM209 103V102H208ZM221 103V102H220ZM220 103L219 106L220 107ZM237 103V101H236ZM207 104V103H206ZM211 104V103H209ZM218 103L212 104V108L218 109L216 108L214 105H217ZM223 104V102H222ZM221 104V105H222ZM239 104V103H238ZM254 104V105H253ZM237 105V104H236ZM242 105L239 104V106ZM244 105V104H243ZM204 105H201L202 109ZM209 106V105H208ZM207 106V107H208ZM253 106V107H252ZM210 107V106H209ZM208 107V111L211 109ZM215 107V108H214ZM233 107V106H232ZM231 107V108H232ZM235 107V106H234ZM259 107V109H257ZM205 108V107H204ZM225 108V107H224ZM253 108V109H252ZM255 108V109H254ZM199 109V110H200ZM207 109V108H205ZM204 109V110H205ZM226 109V108H225ZM239 109V108H238ZM257 109V110H256ZM203 110V111H204ZM212 110V109H211ZM228 110H230V106L228 107ZM232 110V109H231ZM86 113H85V112ZM206 111V110H205ZM218 111H220L218 109ZM218 111L215 110V112L218 113ZM224 111V110H223ZM235 111V110H233ZM239 111L236 109V112ZM242 111V110H241ZM241 111L240 113L237 112V114L241 115ZM202 113L201 111H198ZM207 112V111H206ZM263 112V114H262ZM85 113V114H84ZM89 113V112H88ZM211 113V112H210ZM220 113V112H219ZM227 113V111L225 112ZM235 113V112H234ZM90 114V113H89ZM199 114V113H198ZM203 114V113H202ZM213 114V111H212ZM211 114V115H212ZM215 115H217L216 113H214ZM229 114V113H228ZM236 114V113H235ZM244 114V113H243ZM204 115V114H203ZM206 115V113H205ZM209 115V113H208ZM261 115H259L261 117ZM232 116V115H231ZM246 116V114H245ZM258 116V117H259ZM207 117V115L205 116ZM205 117L203 116L204 120ZM212 117V116H210ZM241 117V116H240ZM254 117V116H252ZM251 117V120L253 119ZM215 118V117H214ZM239 118V117H238ZM242 118V117H241ZM200 119V118H199ZM208 119V118H207ZM202 120V117H201ZM241 120V119H240ZM247 120V119H246ZM258 120V119H257ZM260 120H262L260 118ZM259 120V121H260ZM212 121V119H211ZM214 121V120H213ZM199 122V121H198ZM204 122V121H203ZM201 124H204V123ZM206 122H208L206 120ZM244 122V121H243ZM249 122V120H248ZM247 122V124H248ZM208 123H212V122H208ZM216 123V122H215ZM214 123V124H215ZM256 123V122H255ZM259 123V122H258ZM261 123V122H260ZM213 124V123H212ZM213 124V125H214ZM246 124V125H247ZM262 124V123H261ZM211 125V124H210ZM208 125V126H210ZM213 125H211L213 127ZM217 125V124H216ZM215 125V126H216ZM263 125V124H262ZM204 126V125H203ZM202 126V127H203ZM207 126V125H206ZM249 126V125H248ZM253 126V125H252ZM260 127V126H259ZM258 127V128H259ZM214 128V127H213ZM217 127H215L216 129ZM241 128V127H240ZM244 128V127H243ZM249 128V127H248ZM252 128V127H251ZM263 128V127H262ZM209 129V127H208ZM206 129V131L208 130ZM211 129V127H210ZM242 129V128H241ZM260 129V128H259ZM258 129V130H259ZM213 129H211L212 131ZM245 130V129H244ZM249 130V129H247ZM252 130V129H251ZM210 131V130H209ZM210 131V132H211ZM243 131V130H241ZM257 131V130H256ZM208 132V131H207ZM262 132V131H261ZM228 134H230V130L227 131ZM244 133V132H243ZM242 133V134H243ZM249 133V132H248ZM254 133V130L253 132ZM260 133V132H259ZM206 134V133H205ZM240 134V135H242ZM247 134V133H246ZM258 134V133H257ZM255 136H258V135ZM262 134V133H261ZM2 135H0V138L2 137ZM245 136V135H244ZM249 136V135H248ZM260 136V135H259ZM263 136V135H262ZM243 137V136H240ZM238 137V138H240ZM246 137V136H245ZM251 137H254L253 135ZM264 137V136H263ZM237 138V136H236ZM261 139L260 141H262V137H257V139ZM220 139V138H219ZM218 139V140H219ZM223 139V138H222ZM228 139V138H227ZM242 139V138H241ZM246 139V138H245ZM250 139V138H249ZM218 140H216L215 142H217ZM240 140V139H239ZM238 140V141H239ZM247 140V139H246ZM221 141V140H220ZM230 141V140H229ZM242 141V140H241ZM240 141V142H241ZM248 141V140H247ZM254 141V140H253ZM224 142V141H223ZM228 142V141H227ZM263 142V141H262ZM219 143V141L217 142ZM231 143H235V142H231ZM244 143V141H243ZM261 143V142H260ZM215 144V143H214ZM223 144V143H222ZM227 144V143H225ZM225 144H223L225 146ZM230 145V143H228ZM227 144V145H228ZM238 144V142H237ZM254 144V143H253ZM259 144V143H258ZM264 144V143H263ZM6 145L8 146V148L6 149ZM231 145H235V144H231ZM239 145V144H238ZM245 145V143H244ZM244 145L241 146L244 148ZM257 145V144H256ZM5 146V147H4ZM218 146V145H216ZM237 146V145H236ZM248 146V145H247ZM4 147V149H3ZM226 147V146H225ZM251 147V145H250ZM249 147V148H250ZM258 147V146H257ZM213 148H216L215 145L213 146ZM235 148V147H234ZM239 148V147H237ZM243 148H240L243 150ZM246 148V146H245ZM248 148V149H249ZM254 148V147H253ZM250 149L251 151L253 150ZM256 148V147H255ZM259 148V147H258ZM257 148V149H258ZM219 149H221L219 147ZM223 149V148H222ZM261 149V148H260ZM214 150V149H213ZM216 150V149H215ZM226 150V149H225ZM246 150V149H244ZM229 151V150H228ZM234 151V150H233ZM239 151V150H238ZM249 151V150H248ZM246 151V153L248 152ZM256 151V150H255ZM253 151V152H255ZM216 152V151H215ZM220 152V151H219ZM240 152V151H239ZM259 152V151H257ZM214 153V151H213ZM223 153V152H222ZM220 153L219 155L222 156ZM229 153V152H228ZM231 153V152H230ZM237 153V152H235ZM241 153H243V151H241ZM245 153V154H246ZM263 153V152H260ZM209 154V153H208ZM225 154H227L225 152ZM240 154V153H239ZM249 154V153H248ZM252 154V153H251ZM254 154V153H253ZM256 154V153H255ZM217 155V154H216ZM231 155L233 156L234 154L231 153ZM231 155H224L225 161L221 162L220 164H224L226 161L228 162V160L231 158ZM242 154H240L241 156ZM250 155V154H249ZM206 156V155H205ZM228 156L230 158H228ZM248 156V155H246ZM252 156V155H251ZM256 156V155H255ZM261 156V155H259ZM85 157V159H84ZM238 157V155L233 156V158ZM244 157V156H242ZM207 158V157H206ZM214 158V157H213ZM219 158V157H218ZM223 158V157H222ZM221 158V160H223ZM246 158V157H244ZM249 158L251 157H247V159L249 160ZM259 158V157H258ZM256 158V159H258ZM246 159V160H247ZM261 159V158H259ZM89 160V159H88ZM91 160V161H90ZM90 165L89 168H92L94 165L92 163V161L94 162V160L90 159ZM189 160V159H188ZM191 160V159H190ZM209 160V159H208ZM215 160V158H214ZM219 160V159H218ZM239 160V159H237ZM241 160V159H240ZM239 160V161H240ZM254 159H252L251 161H253ZM220 161V160H219ZM232 160H230L229 162H231ZM245 161V159H244ZM255 161V160H254ZM260 161V160H259ZM263 161V159H262ZM211 162V161H210ZM218 162V161H217ZM235 164L232 165H236V159H235ZM243 162L240 161V164ZM250 163V161H247ZM246 162V163H247ZM256 162V161H255ZM261 162V161H260ZM191 162L189 161V164ZM212 163V162H211ZM248 163V166H249ZM193 165L195 163H192ZM218 164V163H217ZM218 164V165H220ZM222 164V166H220L219 168L224 167V165ZM227 164V163H226ZM240 164H238L237 167H240ZM243 164V163H242ZM241 164V165H242ZM256 164V163H254ZM229 165V163H228ZM228 165H225L228 166ZM253 165V163H252ZM215 166V164H214ZM217 166V165H216ZM247 166V164H246ZM248 166L247 169L248 170ZM256 166V165H255ZM190 167V165H189ZM192 167V166H191ZM196 167V166H195ZM218 167V166H217ZM242 167V168H241ZM240 169L245 168V166H241ZM252 167V166H251ZM250 167V168H251ZM194 168V167H192ZM214 168V167H213ZM218 168V170H219ZM230 168V167H229ZM258 168V167H257ZM261 168V167H260ZM263 168V166H262ZM261 168V170H262ZM224 169V168H223ZM231 169V168H230ZM236 166H235V170H236ZM259 169V168H258ZM194 170V169H193ZM212 170V169H211ZM215 170V168H214ZM214 170H213V176H214ZM222 170V169H220ZM235 170H232L233 172H235ZM192 171V169H191ZM190 171V172H191ZM196 171V169L194 170ZM192 172V175L195 176V172ZM198 171V170H197ZM206 171V170H205ZM209 171V170H208ZM229 172L226 173L229 175V177H231V179H233L234 182L231 181V179L226 178L223 180V177L225 178V176L227 177V175L225 174V172ZM241 173V170H239ZM243 171V170H242ZM259 171V170H258ZM189 172V175H190ZM199 172H201V170H199ZM198 172V173H199ZM204 172V171H203ZM210 172V171H209ZM207 172V175L208 173ZM217 173V170L215 171ZM220 172V171H218ZM223 172V171H222ZM223 172L224 175L220 174L219 176L216 175V178L214 176V181H212V177L211 176V181L209 180H205V179H197L194 182L195 178L193 177L194 180H190L188 179L189 176L185 173V176H188V178H184V180L182 179V181H185V179L189 180V184L186 183L187 185H183L182 182H180L178 180V182L182 183L183 186H181V184L179 185V183H177V181L175 182V184L173 185V187H170L169 191V195L165 193L161 194L162 192H157L156 194H150L149 193V197L151 200V206L150 204V200L145 198L146 200H149V202L145 200V203L143 201L142 204V211L137 212L138 218L141 217L142 214H144L145 216H143L142 221L144 222V226L145 229L148 226V229H146V234H145V241L143 240V242H145V245H147L148 247H150L151 245L156 246L159 241L160 244H158V246H163L165 245V239H166V244L168 242L169 239V235L170 238L177 234L178 231L183 232L186 231L185 233H188L189 235L191 234L192 236H189L191 238V240H195L196 241V236L199 237V241H201V238L203 237V239L205 238V234L203 231L207 232V230H210L211 232V225L212 223H208L210 224V226L208 225V227L210 229H208V227L206 228V226H204L205 224L200 225V223H202V220L204 219H208L206 221H204L203 223H206L210 217H212L213 212L215 213V211H220V210H215L216 207L215 205L212 206V203L215 204L217 203L216 199H221L223 196L229 195L227 194L226 190H225V186H227V182L226 180L228 179L230 182H232V184L235 185V181L237 178L241 179V176L237 177L238 175L233 176V173L230 172L228 170V168H226V171ZM246 172V171H245ZM260 172V171H259ZM264 172V171H262ZM171 173V172H170ZM195 173V174H194ZM206 173V172H204ZM202 173V174H204ZM230 173H232V175H230ZM237 173V171H236ZM247 173V172H246ZM257 173V172H254ZM169 174V170L167 172V175ZM176 173H174L173 177H177L175 176ZM200 174V175H202ZM244 174V172H243ZM251 174V173H249ZM261 174V173H260ZM166 174L165 176V180H164V176H163V181H166V177H168V181L166 182L168 185H172L169 181L170 175L167 176ZM177 175V174H176ZM211 175V174H210ZM256 175V174H255ZM259 175V174H257ZM256 175V178H257ZM262 175V174H261ZM203 176V175H202ZM209 176V175H208ZM218 176V177H217ZM251 178L253 177L252 175H250ZM249 176V177H250ZM264 178V173L262 175ZM191 177V176H190ZM196 178L200 177V176H195ZM207 177V176H206ZM220 177V179H219ZM243 177V176H242ZM245 177V174H244ZM260 177V176H258ZM144 178V177H143ZM142 178V179H143ZM203 178V177H201ZM210 178V177H209ZM208 178V179H209ZM248 178V175H247ZM244 179L245 181L247 180ZM191 179V178H190ZM253 179V178H252ZM259 180V178H257ZM256 179V180H257ZM7 180V181H6ZM144 181L146 179H143ZM176 180V179H174ZM187 180V181H188ZM239 180V179H238ZM244 180H241V184L243 182L244 185ZM251 180V179H250ZM249 179L246 181V185H250V181ZM255 180V182H256ZM4 181H6L4 183ZM137 181V180H136ZM140 181V180H138ZM173 180L171 179V182ZM209 181V182H207ZM254 181V179H253ZM251 181V183L253 182ZM264 181V180H261ZM260 181V182H261ZM11 182V183H10ZM134 182V181H133ZM141 182H143L141 180ZM226 182V183H225ZM249 182V183H248ZM255 182H253L252 187L253 188H257L258 189V185L263 184L264 183H256V186L254 187ZM9 183V184H8ZM145 183V182H143ZM164 183V182H163ZM173 183V182H172ZM177 183V184H176ZM229 183V182H228ZM236 183H238L237 187L240 185V181H236ZM5 184H8L10 187L8 188V186L6 187ZM135 184V183H134ZM133 184V185H134ZM141 184V183H140ZM139 184V185H140ZM138 185V184H137ZM229 188L232 187L233 185L228 184ZM143 186V185H142ZM6 187V189H5ZM139 187V186H138ZM147 187V186H146ZM145 184H144V188ZM237 187L235 186L232 191L234 190L235 192L237 191ZM240 187H242L241 185L238 187L239 190L241 192H245L246 188L243 187L240 189ZM249 187V186H247ZM11 189L13 191V194H15V192L18 194H15V196L17 197H21L23 195V193H25L26 195V199H24L22 201V204H18L15 203V198H13V194H9L12 193L10 192V190L8 191V193H6V191L8 189ZM256 188L253 190L254 192H258L256 190ZM132 189V188H130ZM141 192H144L146 189H144ZM226 191V195L223 193V196L221 197L220 195H222V193L218 194L221 190ZM243 189V191H242ZM249 190L250 187L248 188ZM139 191L140 189L134 190V191ZM151 190V189H150ZM160 190V189H159ZM238 190V192H233V194H231L232 191H230L231 196L233 195L234 198L238 197V199L240 197H244L243 195L247 194V192H245L244 194L241 193ZM263 190V188H262ZM15 191V192H14ZM20 191V192H19ZM23 191V192H21ZM148 191V190H146ZM218 193H217V192ZM264 191V190H263ZM130 192V191H129ZM150 192V191H148ZM229 192V191H228ZM252 192V191H250ZM253 192V193H254ZM168 193V192H167ZM261 193V191H260ZM263 193V192H262ZM137 194V193H135ZM142 195H144V193H140ZM146 194V193H145ZM161 194V195H160ZM171 194V195H170ZM237 196H236V195ZM242 194V195H240ZM166 196V198L164 196ZM168 195V196H167ZM252 195V193H250V195L246 196L250 197ZM263 195V194H262ZM261 195V196H262ZM132 196V195H131ZM138 197V195H136ZM140 196V195H139ZM147 196V195H146ZM171 196V197H170ZM231 196H227L228 200L229 199H233L230 203H233V201L235 202V200H237V198H233ZM256 196V195H255ZM258 196V195H257ZM260 196V197H261ZM145 197V195H144ZM168 197V200H167ZM170 197V199H169ZM231 197V198H230ZM253 197V196H252ZM166 199L167 201H165L164 199ZM259 198V196L257 197ZM255 199V197L253 199ZM23 199V198H22ZM138 199H140V197H138ZM143 199V196L141 198V200ZM250 199V198H249ZM252 199V198H251ZM250 199V200H251ZM260 199V198H259ZM264 199V198H263ZM216 200V201H215ZM222 200H225L224 198ZM226 200V201H228ZM240 200V199H239ZM242 200L245 201V197L242 198ZM241 200V201H242ZM17 201V200H16ZM27 201V202H25ZM164 201V202H163ZM215 201V202H214ZM230 201V200H229ZM238 201V200H237ZM249 201V200H248ZM264 202V200H261ZM21 202V199L20 201ZM139 202V201H138ZM168 204H166V203ZM220 202V200L218 201ZM240 202V201H239ZM259 200L257 201V204L259 205ZM166 205H165V204ZM249 202H247L248 204ZM236 205L238 203H235ZM241 204V203H239ZM243 204V201H242ZM86 205V204H85ZM154 205V206H153ZM218 205V204H217ZM220 205V203H219ZM255 205V204H254ZM222 206V205H220ZM219 206V208H221ZM244 206V205H243ZM246 206V204H245ZM248 206V205H247ZM251 206V204H250ZM242 207V206H241ZM254 207V206H252ZM260 207V206H259ZM86 208V207H83ZM145 208V210H144ZM223 208V206H222ZM247 208V207H246ZM255 208V207H254ZM258 208V207H257ZM218 209V208H217ZM224 209V208H223ZM227 209V208H226ZM230 209V208H228ZM235 209V208H233ZM238 209V208H237ZM244 209V208H242ZM251 209V208H250ZM247 209V210H250ZM263 209V208H262ZM109 210H112L111 208ZM136 210V209H135ZM241 210V209H240ZM246 210V211H247ZM256 210V209H255ZM254 210V211H255ZM259 210V209H258ZM107 211V210H106ZM105 211V212H106ZM145 211V212H144ZM230 211H232V208L230 209ZM252 211V210H251ZM110 212V211H108ZM113 212V211H112ZM117 212V211H114ZM113 212V213H114ZM224 212V211H222ZM227 212V211H225ZM224 212V213H225ZM238 212V211H237ZM84 213V212H82ZM218 213V212H217ZM221 213V212H220ZM219 213V214H220ZM223 213V215H224ZM229 213V212H228ZM227 213V214H228ZM232 213V212H231ZM241 213V212H240ZM238 213V216L239 214ZM242 213L243 212L242 210ZM250 213V211H249ZM264 213V212H263ZM87 214V212H86ZM83 217H85V215ZM90 214V213H89ZM94 214V213H93ZM106 214V213H105ZM109 214V213H108ZM107 214V215H108ZM116 214V213H115ZM226 214V215H227ZM230 214V213H229ZM235 214V213H234ZM80 215V218H79ZM112 215V213H111ZM111 215H108L111 216ZM215 214H213V218H215ZM218 215V214H217ZM216 215L217 218H220V216L218 217ZM232 215V214H231ZM236 215V214H235ZM106 216V215H105ZM114 216V215H113ZM118 216V214H117ZM228 216V215H227ZM243 216V215H242ZM246 216V215H245ZM96 217V216H95ZM112 217V216H111ZM116 217V216H115ZM225 217V216H224ZM231 216H229L228 218L230 219ZM241 217V216H240ZM239 217V218H240ZM256 217V216H255ZM259 217V216H258ZM261 217V216H260ZM263 217V216H262ZM86 218L88 219V221L93 222L92 219V215L91 218L89 220L88 216H86ZM113 218V217H112ZM137 218V219H138ZM232 218V217H231ZM234 218V217H233ZM249 218V217H248ZM251 218V217H250ZM94 219V218H93ZM111 219V218H109ZM108 219V220H109ZM117 219V218H116ZM139 219V220H140ZM212 219V218H211ZM223 220V217L221 216V218ZM243 219V218H242ZM228 220V219H227ZM247 220V219H246ZM255 220V219H254ZM263 220V219H262ZM86 221V220H84ZM111 221V220H110ZM114 221V220H112ZM138 221V220H137ZM142 221L140 220L141 223H137L139 225L143 224ZM225 221V218H224ZM234 221V220H233ZM250 221V220H249ZM119 222V221H118ZM146 222V223H145ZM211 222V221H210ZM221 222V221H219ZM217 222V224L219 223ZM238 222V221H237ZM79 223V224H78ZM88 223V222H87ZM149 223V224H148ZM240 225V222H238ZM260 222H258L259 224ZM86 224V223H85ZM111 224V222H110ZM117 225H121V223H116ZM147 224V225H146ZM207 224V223H206ZM253 224V223H252ZM254 224H257L254 223ZM253 224V226H254ZM257 224V225H258ZM82 225V226H80ZM88 225V224H86ZM90 225V224H89ZM109 225V224H108ZM112 225V224H111ZM46 226V227H45ZM48 226V227H47ZM85 226V225H84ZM123 226V225H122ZM138 226V225H137ZM143 225H141L142 227ZM231 226V225H230ZM234 226V225H233ZM238 226V224H237ZM259 226V225H258ZM45 227L46 229L48 228L51 231V236H52V232H55V236L53 237H58L56 240L57 242H59V240L62 242L58 243L60 244V246L57 247L58 248H62L61 252H57L58 255H60L61 257H54V255L56 254H52L53 256H51L47 250L45 251L46 254L44 253V251H42L43 249H41L42 253L45 254V256L39 255L43 258H39L38 256L36 257V255H38V252H35L36 250H38L39 247H37L36 245V238H33V231L37 232V233H41V228ZM88 227V226H87ZM87 231L89 228H87ZM91 227V225H90ZM120 227V226H118ZM139 227V228H141ZM202 227L206 228L205 230L203 229V236L200 230H202ZM241 227V226H240ZM239 227V228H240ZM244 227V226H243ZM248 227V226H246ZM80 228V230H79ZM138 229V227H135ZM221 228V227H220ZM234 228V227H233ZM236 228V226H235ZM234 228V230H235ZM238 228V227H237ZM85 229V227L83 228ZM85 229V230H86ZM116 229V228H114ZM214 229V227H213ZM212 229V230H213ZM231 229V228H230ZM228 229V230H230ZM252 229V228H251ZM40 230V231H39ZM90 231L92 229H89ZM110 230V228H109ZM143 230V227L141 229V231ZM168 230V231H167ZM182 230V231H181ZM232 230V229H231ZM234 230H232L234 232ZM244 230V229H243ZM249 230V229H248ZM43 231V230H42ZM112 231V228H111ZM124 231V230H123ZM128 231V230H127ZM126 231V232H127ZM132 231V230H131ZM223 232V230H221ZM226 231V229H225ZM231 231V232H232ZM29 232H32V236L30 237L31 234H29ZM34 232V233H35ZM45 232V231H44ZM93 232H95L93 230ZM109 232V231H108ZM117 232V231H116ZM179 232V234H180ZM221 232V233H222ZM237 232V231H236ZM47 233V232H46ZM90 233V232H89ZM98 233V232H96ZM102 232H100L101 234ZM104 233V232H103ZM115 233V232H114ZM130 233V232H129ZM143 233H145L143 231ZM167 233V234H166ZM215 233V232H214ZM229 233V232H228ZM226 233V234H228ZM240 233V232H239ZM244 233V232H243ZM43 234V232H42ZM59 234V235H58ZM107 234V233H106ZM104 234V236L106 235ZM125 234V233H124ZM128 233H126L127 235ZM183 234V233H182ZM210 234V233H209ZM218 234V232L216 233ZM230 234V233H229ZM233 234V233H232ZM236 234V233H234ZM233 234V235H234ZM242 234V233H241ZM246 234V232H245ZM244 234V235H245ZM54 235V234H53ZM81 235V236H80ZM85 235V234H84ZM91 235V234H90ZM92 235H94L92 233ZM98 235V234H97ZM116 235V234H114ZM121 235V234H120ZM130 235V234H129ZM168 235V237H167ZM173 235V236H172ZM181 235V234H180ZM207 235V234H206ZM233 235H230L231 237ZM240 235V234H239ZM243 235V234H242ZM264 235V234H263ZM39 236V234H38ZM37 236V237H38ZM46 236V235H45ZM86 237L88 236L85 235ZM84 236V237H85ZM107 236V235H106ZM105 236V237H106ZM119 236V235H118ZM117 236V237H118ZM186 236V235H185ZM218 236V235H216ZM215 236V237H216ZM238 236V235H237ZM30 237V238H29ZM48 237V236H47ZM80 237V238H78ZM91 237V236H90ZM89 237V238H90ZM110 237V236H109ZM128 237V235H127ZM143 237V236H142ZM182 237V236H181ZM188 237V239H189ZM208 237V236H207ZM211 237V236H210ZM235 237V236H234ZM28 238V239H27ZM32 238V239H31ZM43 238V237H42ZM51 238V237H49ZM100 238V237H99ZM101 238H104L103 236ZM108 238V237H107ZM120 237H118L119 239ZM180 238V237H179ZM209 238V237H208ZM230 238V237H229ZM25 239V240H24ZM31 239V240H30ZM38 239V238H37ZM76 239V240H75ZM80 239V240H79ZM85 240V238H83ZM88 239V238H87ZM87 239L85 240L87 242ZM109 239V238H108ZM116 239V238H115ZM115 240L116 242H120L119 240ZM123 239V241H125L126 238H120ZM174 239V238H173ZM187 239V240H188ZM207 239V238H206ZM210 239V238H209ZM212 239V238H211ZM214 239V238H213ZM252 239V238H251ZM30 240V241H29ZM35 240V241H34ZM39 240V239H38ZM45 240V238L43 239ZM48 239H46L47 241ZM52 240V239H51ZM76 242H75V241ZM90 240V239H89ZM102 240V239H101ZM142 240V239H140ZM171 240V239H170ZM218 240V239H217ZM223 240V239H222ZM226 240V239H225ZM33 241V242H31ZM50 241V239H49ZM122 241V242H123ZM208 241V239H207ZM232 241V240H231ZM29 245H27L28 243ZM31 242V243H30ZM36 242V243H35ZM44 242V241H43ZM51 242V241H50ZM102 242V241H101ZM129 242L128 240L126 241V244L128 245ZM203 242V243H202ZM201 244H204L205 241H202ZM221 242V241H220ZM230 242V241H229ZM254 244V241H252ZM39 243V242H38ZM45 243V242H44ZM48 244H52L47 242ZM84 243V241H83ZM82 243V244H83ZM109 243V242H108ZM114 243V241H113ZM140 243V241H139ZM142 243V242H141ZM163 243V245H162ZM200 243V242H199ZM207 243V242H205ZM227 243V242H226ZM256 243V242H255ZM35 244V245H34ZM64 246H63V245ZM82 244L80 245V247L83 248L84 245L86 244ZM107 244V243H106ZM112 248L107 247L109 250L113 249L115 250V245L117 243H110ZM124 244V242H123ZM130 244V243H129ZM156 244V245H155ZM170 244V241H169ZM197 244V243H196ZM223 244V243H222ZM233 244V243H232ZM257 244V243H256ZM36 246V248L32 247ZM43 245V244H42ZM46 245V244H45ZM141 247L143 244H140ZM139 245V246H140ZM208 245V244H205ZM249 245V244H248ZM29 246V247H27ZM39 246V245H38ZM44 246V245H43ZM76 246V247H75ZM129 246V245H128ZM153 246V247H154ZM159 246V249H160ZM195 246V245H194ZM197 246V245H196ZM209 246V245H208ZM215 246V245H214ZM220 246V245H219ZM229 246V243H228ZM231 246V245H230ZM257 246V245H256ZM56 247V248H57ZM75 247V248H74ZM87 247V245L85 246ZM89 247V246H88ZM85 248L86 250L89 248ZM100 247V246H99ZM118 247H120L118 245ZM125 247V246H124ZM145 247V246H143ZM142 247V248H143ZM157 247V246H156ZM168 247V246H166ZM205 247V246H204ZM201 248V249H204ZM50 249V247H48ZM55 248V247H54ZM65 248V250H64ZM103 248V247H102ZM117 248V247H116ZM163 248V247H162ZM251 248V247H250ZM30 249V250H29ZM36 249V250H35ZM53 247L51 245V252H55L54 250H52ZM95 249V248H94ZM97 249V248H96ZM107 249V250H108ZM119 249V248H118ZM122 249V248H121ZM127 249V248H126ZM145 249V248H144ZM151 249V248H150ZM199 249V248H198ZM208 250L210 248H207ZM212 249V248H211ZM254 249V248H253ZM33 250V251H32ZM64 250V251H63ZM71 250V251H70ZM108 250V251H109ZM124 250V249H123ZM128 250V249H127ZM127 250L125 253H127ZM147 247H146V253L147 252ZM206 250V249H204ZM220 250V248H219ZM40 251V250H39ZM66 251V253H65ZM90 251V250H89ZM104 251V250H103ZM101 250V253L103 252ZM107 253L111 255L110 251ZM112 251V250H111ZM121 251V250H120ZM119 251V252H120ZM156 251V250H155ZM164 251V250H163ZM199 251V250H198ZM34 252V253H31ZM71 252V253H70ZM83 252V250H82ZM92 252V251H91ZM96 252V251H95ZM99 252V251H98ZM106 252V251H105ZM205 252V251H204ZM246 252V251H245ZM37 253V254H36ZM41 253V252H39ZM70 253V254H69ZM74 253V254H73ZM113 253V251H112ZM120 253L125 254L123 251H121ZM159 253V252H158ZM209 253V252H208ZM206 251V254H208ZM214 253V252H213ZM220 253V252H219ZM260 253V251H259ZM43 254V255H44ZM66 254V256H64ZM114 254V253H113ZM117 254V252H116ZM205 254V253H204ZM203 254V255H204ZM97 255V254H96ZM106 256V254L104 253L103 256ZM127 255V254H126ZM261 255V254H260ZM259 255V256H260ZM84 256V258H83ZM109 256V255H108ZM113 256V255H112ZM116 257V255H114ZM113 256V257H114ZM118 256V255H117ZM121 256V255H120ZM119 256V257H120ZM128 256V255H127ZM137 256V255H135ZM205 256V255H204ZM217 256V255H215ZM47 257V258H46ZM49 257V258H48ZM52 259H51V258ZM58 257V258H57ZM238 257V256H237ZM240 257V256H239ZM238 257V258H239ZM61 258V259H60ZM123 258V257H122ZM205 258V257H204ZM210 258V257H209ZM208 258V259H209ZM220 258V257H219ZM8 259V260H7ZM104 259V258H103ZM109 259V258H108ZM106 259V261L108 260ZM114 259V258H113ZM118 258H115V260ZM121 258H119L120 260ZM124 259V258H123ZM126 259V258H125ZM207 259V260H208ZM211 259V258H210ZM241 259V258H240ZM244 259V258H242ZM113 260V263L114 261ZM128 260H125L128 263ZM219 260V259H218ZM103 261V260H102ZM133 261V260H132ZM204 261V260H203ZM98 262V263H97ZM111 262V261H110ZM119 262V261H118ZM209 262V261H208ZM101 263V262H100ZM106 263V262H105ZM108 263V262H107ZM123 263V262H122ZM125 263V262H124ZM123 263V264H124ZM136 263V262H135ZM109 264V263H108ZM112 264V262H111ZM117 264V262L115 263Z\"/></svg>", "mask_w": 264, "mask_h": 264}]
</instances>
